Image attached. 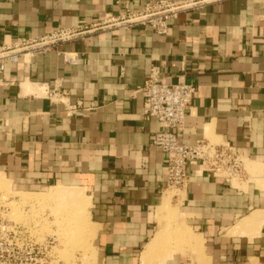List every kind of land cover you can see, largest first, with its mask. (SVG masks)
<instances>
[{"label": "crops", "instance_id": "crops-1", "mask_svg": "<svg viewBox=\"0 0 264 264\" xmlns=\"http://www.w3.org/2000/svg\"><path fill=\"white\" fill-rule=\"evenodd\" d=\"M149 1L160 0H0V46L84 32L5 64L0 174L15 192L85 196L92 264H142L173 212L191 251L146 264H264V0H194L167 35L101 24ZM152 69L195 87L180 141L229 143L256 181L236 186L191 162L181 194L166 191L167 155L151 145L164 126L144 119L139 91Z\"/></svg>", "mask_w": 264, "mask_h": 264}, {"label": "built area", "instance_id": "built-area-1", "mask_svg": "<svg viewBox=\"0 0 264 264\" xmlns=\"http://www.w3.org/2000/svg\"><path fill=\"white\" fill-rule=\"evenodd\" d=\"M195 4L194 0L149 1L139 9H128L118 16L106 15L101 24L105 28L144 26L158 35H167L170 22ZM83 33L79 29H57L37 39L0 46V74L4 72L6 63L16 65L23 54L48 53L60 44L79 38ZM75 59L73 57L70 61L74 62ZM139 91L144 99V119H153L164 126L163 130L153 135L151 145L167 155L166 191L184 189L188 180L187 167L191 162H199L208 173L225 181L236 180L239 185L244 181L245 160L229 143L214 145L200 141L188 145L180 141L179 134L184 129L186 112L195 87L182 83L167 84L159 78L157 70L152 69ZM45 94L52 99H58L61 95L47 91ZM75 110L76 107H70V111ZM7 200L6 194L0 190V264H59L50 255L56 243L54 236L37 241L29 227L9 219Z\"/></svg>", "mask_w": 264, "mask_h": 264}, {"label": "rangeland", "instance_id": "rangeland-1", "mask_svg": "<svg viewBox=\"0 0 264 264\" xmlns=\"http://www.w3.org/2000/svg\"><path fill=\"white\" fill-rule=\"evenodd\" d=\"M243 166L245 169V161ZM251 178L246 172V178L240 185H243ZM262 182L257 181L256 183L260 187ZM231 183L239 186L236 180H232ZM0 190L6 194L8 199L6 205L10 208V220L29 227L32 236L37 241H43L47 237L54 236L56 243L50 255L55 259L56 263L92 264V258L94 256L91 245L93 231L88 216L86 215L87 201L85 196L82 194L80 195V193L76 192L74 189L63 187H54L40 194L15 192L2 174H0ZM54 190H72L76 192V196L72 199L62 196H53L49 198L51 192ZM168 192H170L173 197L181 194L180 191L175 189L168 190ZM173 208L175 210L177 207L174 206ZM178 221H180L179 214L177 213L176 215L174 212L170 218L168 216L162 218L166 236L162 240V245L156 250L157 255L168 257L173 253L191 251V249L185 247V244L180 240L182 239L181 233L184 234V232L181 226L177 224ZM183 238H185L186 241L188 240L186 234ZM183 248L185 249L183 250Z\"/></svg>", "mask_w": 264, "mask_h": 264}, {"label": "bare ground", "instance_id": "bare-ground-1", "mask_svg": "<svg viewBox=\"0 0 264 264\" xmlns=\"http://www.w3.org/2000/svg\"><path fill=\"white\" fill-rule=\"evenodd\" d=\"M53 196H56V197L62 196L64 198L72 199L76 196V192H74L72 190H67V191L54 190L51 192V195L49 196V198H52ZM84 202H85V200H84ZM160 236H162V235L158 234V236L155 237L154 241L150 245H148V247L143 251L142 260H141L142 264H146L148 262V260L151 258V256L153 255V253H155V251L159 248V244L161 242Z\"/></svg>", "mask_w": 264, "mask_h": 264}]
</instances>
